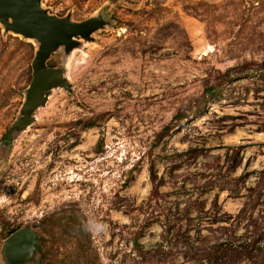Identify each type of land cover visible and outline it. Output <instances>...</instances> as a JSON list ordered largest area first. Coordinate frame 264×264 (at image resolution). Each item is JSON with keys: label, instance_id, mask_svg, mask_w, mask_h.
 Returning a JSON list of instances; mask_svg holds the SVG:
<instances>
[{"label": "rangeland", "instance_id": "obj_1", "mask_svg": "<svg viewBox=\"0 0 264 264\" xmlns=\"http://www.w3.org/2000/svg\"><path fill=\"white\" fill-rule=\"evenodd\" d=\"M95 20L47 65L0 22V264L29 228L31 264H264V0H41Z\"/></svg>", "mask_w": 264, "mask_h": 264}, {"label": "water", "instance_id": "obj_2", "mask_svg": "<svg viewBox=\"0 0 264 264\" xmlns=\"http://www.w3.org/2000/svg\"><path fill=\"white\" fill-rule=\"evenodd\" d=\"M0 22L8 30L41 42L33 61V81L28 91L25 116L7 135L14 139L15 130H24L33 122L37 110L45 107L48 95L55 88H68L61 69L47 65L50 56L60 47L68 50L78 45V39L90 40L101 24L95 20L73 23L69 19L51 16L41 8V0H0ZM39 249L38 236L29 228L15 233L5 245L8 264H23Z\"/></svg>", "mask_w": 264, "mask_h": 264}, {"label": "crops", "instance_id": "obj_3", "mask_svg": "<svg viewBox=\"0 0 264 264\" xmlns=\"http://www.w3.org/2000/svg\"><path fill=\"white\" fill-rule=\"evenodd\" d=\"M36 254H37V251L34 253L33 257H34ZM33 257H32V258H33ZM32 258H31L29 261H27V262H25V263H23V264H31V263H35V262L33 261Z\"/></svg>", "mask_w": 264, "mask_h": 264}, {"label": "trees", "instance_id": "obj_4", "mask_svg": "<svg viewBox=\"0 0 264 264\" xmlns=\"http://www.w3.org/2000/svg\"><path fill=\"white\" fill-rule=\"evenodd\" d=\"M19 131H21V130H19V129L15 130L14 135L17 134Z\"/></svg>", "mask_w": 264, "mask_h": 264}]
</instances>
